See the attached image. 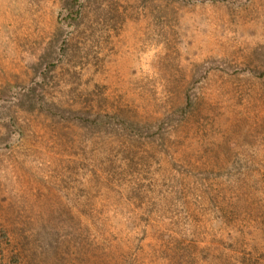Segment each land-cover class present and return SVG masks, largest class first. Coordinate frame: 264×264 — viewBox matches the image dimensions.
<instances>
[{
  "label": "rangeland",
  "instance_id": "374dc122",
  "mask_svg": "<svg viewBox=\"0 0 264 264\" xmlns=\"http://www.w3.org/2000/svg\"><path fill=\"white\" fill-rule=\"evenodd\" d=\"M0 264H264V0H0Z\"/></svg>",
  "mask_w": 264,
  "mask_h": 264
}]
</instances>
